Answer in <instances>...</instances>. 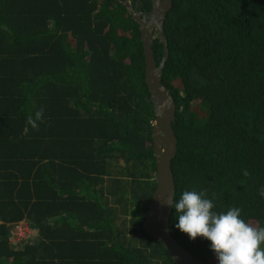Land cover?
Segmentation results:
<instances>
[{
    "label": "trees",
    "instance_id": "trees-1",
    "mask_svg": "<svg viewBox=\"0 0 264 264\" xmlns=\"http://www.w3.org/2000/svg\"><path fill=\"white\" fill-rule=\"evenodd\" d=\"M171 1L174 199L203 191L214 211L264 227V0ZM152 50L158 65L157 37ZM144 68L139 26L116 0H0V264H173L142 230L156 179ZM20 222L37 236L12 244ZM176 222L172 208V237L218 264Z\"/></svg>",
    "mask_w": 264,
    "mask_h": 264
},
{
    "label": "water",
    "instance_id": "water-1",
    "mask_svg": "<svg viewBox=\"0 0 264 264\" xmlns=\"http://www.w3.org/2000/svg\"><path fill=\"white\" fill-rule=\"evenodd\" d=\"M116 1L126 7L131 19L139 26L145 66L144 82L155 116L151 129L156 169L155 189L149 201L142 230L160 243L173 264H206L188 253L172 237L169 230L172 207L162 203L175 196L172 163L177 152V139L172 125L176 118V108L168 90L161 82L162 71L169 56L163 23L172 7V1L150 0L151 9L147 13L136 10L129 0ZM155 37L163 45V56L158 65L154 60L152 50Z\"/></svg>",
    "mask_w": 264,
    "mask_h": 264
},
{
    "label": "clouds",
    "instance_id": "clouds-1",
    "mask_svg": "<svg viewBox=\"0 0 264 264\" xmlns=\"http://www.w3.org/2000/svg\"><path fill=\"white\" fill-rule=\"evenodd\" d=\"M42 117L43 109L35 113V119L29 116L27 123L35 129ZM258 194L264 198V188ZM162 203L174 209L176 229L193 241L199 237L210 242L218 264H264V227L247 223L240 208L218 213L213 210V201L203 191L196 190H185L178 200L171 198Z\"/></svg>",
    "mask_w": 264,
    "mask_h": 264
},
{
    "label": "rangeland",
    "instance_id": "rangeland-1",
    "mask_svg": "<svg viewBox=\"0 0 264 264\" xmlns=\"http://www.w3.org/2000/svg\"><path fill=\"white\" fill-rule=\"evenodd\" d=\"M24 223L25 222H20L16 228L17 231L22 230L24 235L22 237H18L16 235L10 237L9 240L12 244H17L19 241H22L24 239L26 240L27 238L31 239V237L34 238L35 236H37L36 231L29 229L28 225ZM15 231L13 232V234H15Z\"/></svg>",
    "mask_w": 264,
    "mask_h": 264
},
{
    "label": "built area",
    "instance_id": "built-area-1",
    "mask_svg": "<svg viewBox=\"0 0 264 264\" xmlns=\"http://www.w3.org/2000/svg\"><path fill=\"white\" fill-rule=\"evenodd\" d=\"M16 228H17V227H16ZM16 228H15V230H16ZM15 230H14V231H15ZM18 230H19V228H18ZM12 235H13V236L16 235V236H18V237H22L24 234H23V231H22V230H19V231L16 230V231H15V234L12 233Z\"/></svg>",
    "mask_w": 264,
    "mask_h": 264
}]
</instances>
